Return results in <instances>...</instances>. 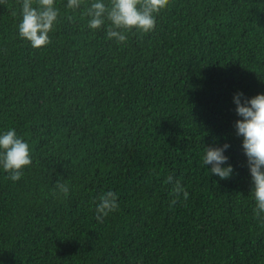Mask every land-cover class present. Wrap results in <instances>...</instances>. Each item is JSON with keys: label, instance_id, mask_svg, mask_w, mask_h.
I'll return each instance as SVG.
<instances>
[{"label": "trees", "instance_id": "16d2710c", "mask_svg": "<svg viewBox=\"0 0 264 264\" xmlns=\"http://www.w3.org/2000/svg\"><path fill=\"white\" fill-rule=\"evenodd\" d=\"M65 5L34 49L19 0L0 4V130L34 157L18 182L0 170V264H264L233 103L264 93V0H168L122 45ZM226 142L221 180L202 155ZM106 187L119 206L97 220Z\"/></svg>", "mask_w": 264, "mask_h": 264}, {"label": "clouds", "instance_id": "9594fccd", "mask_svg": "<svg viewBox=\"0 0 264 264\" xmlns=\"http://www.w3.org/2000/svg\"><path fill=\"white\" fill-rule=\"evenodd\" d=\"M3 2L4 0H0V4ZM167 2L168 0H90L85 3V0H66L65 6L72 10L84 6L88 28H103L109 40L122 45L133 30H151L156 22L154 13L165 7ZM19 6V37L28 41L34 49L49 45L50 33L54 31L60 18L56 0H19ZM233 103L239 117L235 122V132L242 138L241 147L251 177L249 195L254 202L253 213L257 220L264 222V93L245 98L242 92H237L233 96ZM230 147L227 142L204 146L202 164L209 174L221 180L232 177L235 169L226 155ZM33 161L32 147L23 136L14 128L0 130V170L7 173L12 182L20 181ZM167 182L173 184L177 198L183 196L187 199L188 193L179 180L169 176ZM53 194L67 198L70 194L69 184L57 180ZM175 202L174 200L173 203ZM118 206V194L112 187H106L94 200V214L97 220H102ZM138 264H143V261Z\"/></svg>", "mask_w": 264, "mask_h": 264}]
</instances>
